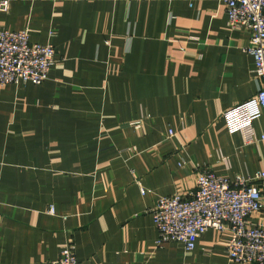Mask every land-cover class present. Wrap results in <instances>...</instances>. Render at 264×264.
Segmentation results:
<instances>
[{
  "label": "crops",
  "instance_id": "crops-1",
  "mask_svg": "<svg viewBox=\"0 0 264 264\" xmlns=\"http://www.w3.org/2000/svg\"><path fill=\"white\" fill-rule=\"evenodd\" d=\"M0 25L57 49L46 81L0 86V264L52 262L70 243L82 264H238L230 230L159 246L151 213L202 170L264 171V140L222 118L261 86L225 3L13 0Z\"/></svg>",
  "mask_w": 264,
  "mask_h": 264
},
{
  "label": "built area",
  "instance_id": "built-area-1",
  "mask_svg": "<svg viewBox=\"0 0 264 264\" xmlns=\"http://www.w3.org/2000/svg\"><path fill=\"white\" fill-rule=\"evenodd\" d=\"M12 1L0 0V14L10 10ZM221 1L226 5L231 29L250 34L245 50L253 57L254 71L261 81L256 95L227 109L222 118L231 132L243 135L245 143H256L264 140V134L258 135L254 126L264 115V0ZM56 61L57 49L52 43L31 42L27 29L10 31L0 25V86L42 83ZM129 126L140 127V122ZM51 212L54 213L53 208ZM151 213L159 246L180 241L192 250L209 229H227L232 234L227 247L231 260L238 264H264V171L250 177L239 174L232 181L210 169L202 170L197 189L190 197L162 196ZM42 264L82 263L75 244L70 243L59 258Z\"/></svg>",
  "mask_w": 264,
  "mask_h": 264
}]
</instances>
